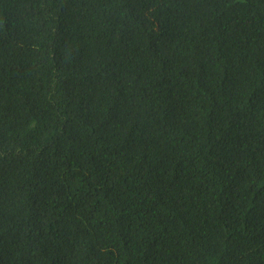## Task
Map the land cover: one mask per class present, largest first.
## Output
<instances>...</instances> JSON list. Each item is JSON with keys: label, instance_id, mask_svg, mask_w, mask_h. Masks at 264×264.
Wrapping results in <instances>:
<instances>
[{"label": "trees", "instance_id": "1", "mask_svg": "<svg viewBox=\"0 0 264 264\" xmlns=\"http://www.w3.org/2000/svg\"><path fill=\"white\" fill-rule=\"evenodd\" d=\"M0 264H264V0H0Z\"/></svg>", "mask_w": 264, "mask_h": 264}]
</instances>
